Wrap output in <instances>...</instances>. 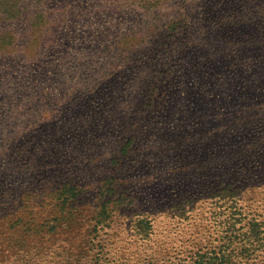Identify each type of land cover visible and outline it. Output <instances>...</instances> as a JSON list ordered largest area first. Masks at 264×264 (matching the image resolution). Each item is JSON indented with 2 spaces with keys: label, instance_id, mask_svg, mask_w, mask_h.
<instances>
[{
  "label": "rangeland",
  "instance_id": "374dc122",
  "mask_svg": "<svg viewBox=\"0 0 264 264\" xmlns=\"http://www.w3.org/2000/svg\"><path fill=\"white\" fill-rule=\"evenodd\" d=\"M187 3L0 59V264H195L264 224V0Z\"/></svg>",
  "mask_w": 264,
  "mask_h": 264
},
{
  "label": "trees",
  "instance_id": "16d2710c",
  "mask_svg": "<svg viewBox=\"0 0 264 264\" xmlns=\"http://www.w3.org/2000/svg\"><path fill=\"white\" fill-rule=\"evenodd\" d=\"M146 1L147 0H0V59L2 57L5 58L3 61L6 62L11 60L20 51L27 52L28 48L33 47L37 41L44 38L46 30L55 29L60 23H66L74 17H92L93 20H98V16L105 19L114 17L111 18L109 22H115L114 19H121L119 25L122 20L126 21L134 18L141 19L143 16L141 17L142 10L140 3H145ZM183 1H188L185 7L190 9L192 4L190 3L191 0ZM193 5H197V3H193ZM184 15L188 18L190 16V11L187 10V13ZM179 16L180 14L173 16L175 20L174 24L180 19ZM74 20H78V18ZM189 25L190 24H184L182 26L184 30L182 34L184 37H188ZM37 30H42L43 32L40 31V34H37ZM172 37L176 39L177 35L171 34V40ZM170 39L168 40L169 45L173 42ZM105 44L106 51L104 52L106 55H109L112 44L110 41H107ZM139 45L141 46L143 44L141 43ZM155 45L157 46L158 43ZM174 48L176 49L177 47L174 46ZM118 52L119 49H116L114 55ZM193 63L194 68L197 66V63L194 61ZM16 69L17 67L12 68L10 74L3 73V75H6L4 80L11 81L15 79ZM182 69L181 74L184 75V68ZM194 73L195 72H192L191 74ZM181 128L182 126L177 127L176 132L178 134H181V132H178ZM185 137L186 136L181 138V136H177L176 141L181 143ZM127 149V147H124L121 153H126ZM75 189V187H70L73 193H76ZM74 196L75 195L72 194V197ZM68 200L69 199L66 198L65 202ZM221 200L222 198H219L217 202ZM142 221L146 224L143 231H150L152 226L147 225L149 223L146 222V220ZM243 223V226H235L234 228L235 242L230 238L229 242L221 243L216 246L217 248H210L204 252H198L197 256H200V259L197 260L195 264H233V260H235V264H248L250 259L258 258V252L264 251V224L258 221L256 217L249 218ZM260 261L261 259L259 262Z\"/></svg>",
  "mask_w": 264,
  "mask_h": 264
}]
</instances>
